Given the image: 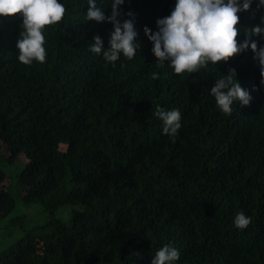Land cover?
Segmentation results:
<instances>
[{"label": "trees", "instance_id": "16d2710c", "mask_svg": "<svg viewBox=\"0 0 264 264\" xmlns=\"http://www.w3.org/2000/svg\"><path fill=\"white\" fill-rule=\"evenodd\" d=\"M60 2L66 15L43 32L44 63L19 62L22 17H0V232L17 198L50 216L0 251V264H152L166 245L179 250L176 264H264V85L252 50L175 74L157 65L144 28L157 31L176 0H125L119 19L135 14L140 48L113 66L90 51L96 35L108 49L113 24L86 21L88 0ZM111 3L97 0L105 16ZM258 5L239 14L240 41L264 17ZM252 39L264 47V36ZM231 68L253 99L225 115L210 90ZM157 105L180 110L175 137ZM21 157L13 194L4 166ZM240 211L251 219L243 230Z\"/></svg>", "mask_w": 264, "mask_h": 264}, {"label": "clouds", "instance_id": "9594fccd", "mask_svg": "<svg viewBox=\"0 0 264 264\" xmlns=\"http://www.w3.org/2000/svg\"><path fill=\"white\" fill-rule=\"evenodd\" d=\"M253 0H176L175 7L169 16L157 20V31L153 32L145 26L144 32L153 43V54L158 60L157 65L169 62L175 74L195 73L206 68L208 62H229L249 48L254 53L260 76L264 85V47L253 40V36H264V17L260 24L244 29L245 39L241 35L240 13L248 11ZM125 0H112V12L105 16L104 10L97 5V0H88L86 21L97 23L109 22L114 28L110 32L109 47L104 49L103 39L96 35L90 44V51L103 56L112 63L120 59L121 53L128 60L136 56L140 44L136 42L138 33L135 30V14L131 11L121 17V5ZM258 6H264L259 0ZM22 17L20 36L16 47L19 62L31 65L33 61L44 63L47 52L46 38L43 34L46 26L61 22L66 15V7L60 0H0V17ZM157 79L158 74H152ZM211 95L215 98L217 108L225 115H231L233 105L239 102L242 106L250 105L253 99L237 79L234 68L228 74L215 81L211 87ZM153 115L163 122V134L175 137L181 128V112L179 109L165 110L157 105ZM235 227L247 228L251 219L243 211L236 214L233 221ZM180 252L172 246H164L154 254L152 264H176Z\"/></svg>", "mask_w": 264, "mask_h": 264}, {"label": "rangeland", "instance_id": "374dc122", "mask_svg": "<svg viewBox=\"0 0 264 264\" xmlns=\"http://www.w3.org/2000/svg\"><path fill=\"white\" fill-rule=\"evenodd\" d=\"M25 166L26 159L24 157H21V159L18 160L14 165L8 164L7 167L4 166V170L6 171L7 175L11 177V181L8 179L6 184L7 186L10 185V189L13 194H17V187L19 183L18 176L24 170ZM71 209L72 208L69 206L61 209L58 216L68 221L70 219ZM13 219L19 220L16 226L9 224ZM49 220V214L44 211L40 204H26L23 199L17 198L15 210L2 223V225L5 227L0 232V251L5 250L14 242L28 234L30 231L32 234H38L39 229L35 228L46 225Z\"/></svg>", "mask_w": 264, "mask_h": 264}]
</instances>
